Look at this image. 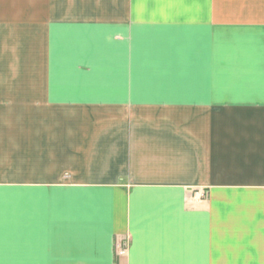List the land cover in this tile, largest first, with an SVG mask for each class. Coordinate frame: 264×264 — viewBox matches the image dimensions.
<instances>
[{
  "label": "crops",
  "instance_id": "0c3cea01",
  "mask_svg": "<svg viewBox=\"0 0 264 264\" xmlns=\"http://www.w3.org/2000/svg\"><path fill=\"white\" fill-rule=\"evenodd\" d=\"M0 264H264V0H0Z\"/></svg>",
  "mask_w": 264,
  "mask_h": 264
},
{
  "label": "built area",
  "instance_id": "2783aa9c",
  "mask_svg": "<svg viewBox=\"0 0 264 264\" xmlns=\"http://www.w3.org/2000/svg\"><path fill=\"white\" fill-rule=\"evenodd\" d=\"M124 252H125V249L122 248V249L118 250V255H122V254H124Z\"/></svg>",
  "mask_w": 264,
  "mask_h": 264
}]
</instances>
